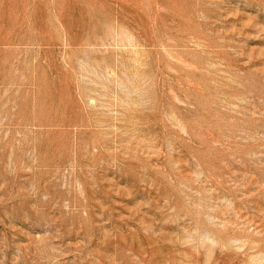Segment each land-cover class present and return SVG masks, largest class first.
<instances>
[{
  "label": "rangeland",
  "instance_id": "1",
  "mask_svg": "<svg viewBox=\"0 0 264 264\" xmlns=\"http://www.w3.org/2000/svg\"><path fill=\"white\" fill-rule=\"evenodd\" d=\"M0 264H264V0H0Z\"/></svg>",
  "mask_w": 264,
  "mask_h": 264
}]
</instances>
